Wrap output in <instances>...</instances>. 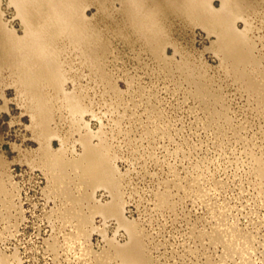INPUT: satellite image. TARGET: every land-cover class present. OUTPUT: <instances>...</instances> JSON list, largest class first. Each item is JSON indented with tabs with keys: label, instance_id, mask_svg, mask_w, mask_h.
Here are the masks:
<instances>
[{
	"label": "rangeland",
	"instance_id": "374dc122",
	"mask_svg": "<svg viewBox=\"0 0 264 264\" xmlns=\"http://www.w3.org/2000/svg\"><path fill=\"white\" fill-rule=\"evenodd\" d=\"M165 1L158 0L160 33L148 43L120 1L87 0L89 42L100 45L80 50L60 41L63 93L37 70L38 85L20 86L16 58L6 56L0 37V264H121L117 244L131 247L121 227L125 219L142 234L148 264H243L213 239L220 223L247 239L250 264H264V103L221 55L217 34ZM8 2L0 0L1 26L22 36L21 19ZM245 4L236 27L257 62L239 68L260 78L264 0ZM212 5L218 9L220 1ZM30 89L42 95L49 114L33 108ZM84 141L107 154L118 198L109 187L81 184L73 168L63 175L70 197L60 191L59 167L53 171L48 160L52 153L80 159ZM113 200L122 203L125 219L98 213Z\"/></svg>",
	"mask_w": 264,
	"mask_h": 264
},
{
	"label": "bare ground",
	"instance_id": "6f19581e",
	"mask_svg": "<svg viewBox=\"0 0 264 264\" xmlns=\"http://www.w3.org/2000/svg\"><path fill=\"white\" fill-rule=\"evenodd\" d=\"M86 1L87 0H9L8 3H10L11 6L13 5L16 9V12H17L16 17L21 19V23L23 25L24 31H23L22 36H17V34H15L14 32H13L14 33L13 34L11 30H9V29L7 30V29L3 28L4 26L2 27L1 26L2 24L0 23V37L2 39H4L2 42V47H3L2 50L4 51L6 56L16 58V60L13 59L11 61H13V62L15 61L14 62L15 64L13 63L14 66L17 67L18 70L20 69L19 73L21 74V76H19V77H20V80L22 83L20 81H18L19 79L17 81L20 82L22 85L20 83H17V84H20V86H22V87L26 86L28 89L30 87L32 88L34 85H36L38 83V78H40V76H41V74H38V72H41L43 74L48 75L45 83H47V82L50 83L53 86L54 90L57 91L58 93L59 92L63 93L64 87L62 86V84H63V80L65 79V78H63L64 75H62L64 73L61 72L63 67L60 69V67L62 65L59 66V63L57 61L58 55H59V57H61L63 53L61 50L62 48H60L58 44L60 43V41H65V42L69 41V43L72 44L71 45L72 48H73V45H75V44L76 45L78 44L79 48L81 46L82 47L85 46V48H83V49H86L87 47H91V46H89L91 43L89 42L90 39L88 36L93 31L92 32L87 31V29H89L86 27L87 22H90V21L87 20L86 16H84L83 13H85V12H83V9H82L83 7L85 8L86 6H89V4L84 6V3H86ZM88 1H91V0H88ZM102 1H104V0H102ZM118 1H120L119 3L121 5H123L122 6L124 8L123 13H125V18L128 17V19L126 18L127 21L128 20L131 21L130 23H132L133 26H135L137 28L136 30L140 29L141 34L143 31V33L146 35V37H148L145 39H147V42L149 43L150 40L148 41V39L150 38L151 34L153 36V34H155L159 30L158 27L156 26L157 21H160L158 19V16L160 15L161 16L160 18L163 17V15H161V13H160V10L158 9V7L161 6V5H159L158 0H118ZM212 1H214V0H166L165 2L167 3V5L166 4L165 5L167 6V8L169 7V10L171 7L175 8L177 10V12L179 10V13L181 12V14H180L181 16H182V13L184 14L183 16H188L187 17L188 21H190L191 19H195L197 24H199V25L202 24L203 26L206 27V29L208 31H213L217 34L216 37H218V40H217V38H216V40H217V42L219 41L218 42L219 45H218V43H217V45L219 46V50L222 53L221 55H223V57L226 60H230L229 62H231L232 65L236 69H238L240 77L245 81L247 87L249 88L248 90L251 89L257 95V97H259V99L261 100V104H263L264 103V83H263L264 77H263V74H262L263 78L261 76L259 78L256 75L257 73L255 72L256 73L255 75L258 77L257 78V77H254L253 75L247 73L246 72L247 70L246 71L243 70L244 69L243 67H242V69L239 68L242 65H248V64H250V65L252 64L251 66H253V64H255L257 62V60H256L257 58L255 59L253 56L252 49H251L252 47L249 43L250 42L249 38L247 39L245 33L243 31H239L236 27V20H239L238 18H240V17L242 18L241 13L244 10V7L245 8L247 7V6H244L246 0H219L220 1V7L218 9L214 8V6L212 5ZM106 2H107V0H106ZM111 2H113V1H111ZM247 3L245 5H247ZM101 5H102V3H101ZM103 5H104V3H103ZM97 7H99V6H97ZM102 8H104V7L102 6ZM163 8L164 7H162L161 9H163ZM105 9L104 10L99 9V10H101V11L103 10L105 12ZM84 11H85V9H84ZM2 12H0V14ZM174 13H176V11ZM164 17H166V14ZM0 18H2V17H0ZM188 18H191V19H188ZM181 19H182V17H181ZM86 20H87V22H86ZM243 20L244 19H242V21ZM197 21H199L200 23H198ZM8 22H10V21H8ZM192 23H193V21H192ZM5 24H6V22H5ZM5 24H3V25H5ZM126 24H129V22ZM132 24H129V25L132 26ZM90 25H91V27L93 26L91 23H90ZM90 25H89V27H90ZM131 26H130V28H131ZM156 27H157V29H156ZM132 28H134V27H132ZM91 30H93V27ZM136 30H134L135 33L137 32ZM88 32H90L89 35H88ZM94 32H96V30H94ZM209 33H211V32H209ZM136 34H138V33H136ZM144 34H142V35H144ZM96 35H98L97 32H96ZM157 35H156V37L158 38V36H159V38H160V35H158V36ZM137 36L139 37V34ZM95 37H93V38L95 39ZM161 37H162V34H161ZM99 38L100 37L96 38L97 41ZM142 39H144V38H142ZM99 42H100V40H99ZM94 43H96V45ZM94 43L91 44L92 47H93V44H94V46H97L98 44L100 45V43H98V42H94ZM66 44H67V42H66ZM151 44H152V41H151ZM153 44H154V42H153ZM77 46H74V48ZM61 47H63V45ZM71 47H68V49ZM66 48H67V45H66ZM83 49H82V52L84 51V53H85L86 51ZM87 49L89 50V48H87ZM80 50H81V48H80ZM92 50L95 51L96 47H95V49L93 48ZM60 52L62 54H60ZM67 52L68 51H66V53ZM69 52H70V50H69ZM88 53L87 54L85 53V54L88 56ZM89 54H90L89 56H92L91 53H89ZM89 56H88V58H89ZM60 60H62V59H60ZM60 60H59V62H60ZM9 63H11V62H9ZM5 64H4V67H5ZM61 64H63V62ZM257 65H259V64H257ZM10 66H12V68H13L12 64H10ZM15 67H14V69H15ZM12 68H9V69H12ZM14 69H13V71L15 72ZM36 70L38 71L37 73H36ZM255 70H256V68H255ZM13 71H11L12 74H13ZM17 73H18V71L16 70V74ZM16 74H13V75H16ZM16 77L18 78V74L16 75ZM14 81L16 82V80H14ZM43 81H41V82H43ZM64 83H65V81H64ZM33 90H34V88H33ZM33 90H31V89L29 90V92L32 91L29 94L34 93L33 100H32L34 103L33 108L35 105L36 106L35 110L39 114H49V112L46 110V102L44 101L42 95L35 93V91H33ZM64 95H65V93H64ZM68 95L71 96V94H68ZM70 96L66 95V99L70 100L71 98H73ZM31 97H32V95H31ZM62 98H63V96H62ZM258 102H260V101H258ZM261 104L259 103V105H261ZM73 106L74 107L70 106L69 108L75 109V111H79V112L81 111L80 107H76L75 105H73ZM33 108H31V109H33ZM47 122H48V117L47 118L44 117L43 124H45L44 126H46V127L48 124ZM83 140L84 139H82V141ZM84 142H85V144L82 145V147L84 146V148H83L84 152H83V155H80V157H81V158L79 157L80 159H78V160L77 159L76 160L69 159L72 161H69V160L67 161V160L63 159L64 157L61 158V156H59L60 158H58V157L53 158L54 153H52L53 154L52 158H50V160H48V165H46V166L53 168V171L56 170L54 168L59 167V170L56 174V179H58L61 182L62 189H60V191L64 194L68 195V197H70L69 196V190L67 189L66 185H64L65 181H64L63 175L66 174L65 168H73V170L76 169L77 171H79L82 174L81 175L82 176V183L81 184H83L85 186H96V185L101 184L99 186L109 187L112 190V192L114 194H116L115 195L116 198H118L117 196L120 195L119 193L118 194L116 193V192H118L117 191V186H118L117 181L118 180L115 179V177H114V171L115 170H114V168H111L113 166L110 167V165H109L110 163L107 160L108 159L107 154L105 155V152H104V154H102V150L99 151V149H97V147L95 148V146H93L94 147L93 148L89 142H87V141H84ZM50 152L51 151L47 152L48 157H49ZM50 168H49V170H51ZM262 169L263 168H261L260 173L264 177V170L262 171ZM73 197H71V200ZM111 197H112V195H111ZM116 198H114V200ZM73 200H74V198H73ZM159 200H160V198H159ZM119 201H120V197H119ZM114 203H115V201L113 202V204ZM110 204L113 207L111 206L112 208L110 207L109 209H108V207L106 208L105 206H103L104 208L102 209V205H101V208H99L98 205H96V206L94 205V206H95V208L96 207L99 208L98 210L97 209L96 210L98 211V213H101V215H102V213H103V215L109 213L108 215L111 216L113 214V217H115L116 219H117V217L124 218V216H121L122 215L121 210L123 211V209L121 208L122 203H121V206L119 203H117V204L115 203L113 205L111 202ZM104 205H107V204H104ZM94 206H93V208H94ZM72 208H74V207L72 206ZM96 210H93V212L94 211L96 212ZM74 212H76V211H74ZM70 213L72 216L73 212H70ZM77 213H79L78 216L81 215L80 212H77ZM75 216H77V215H75ZM84 219H86L85 222L89 221V218H84ZM84 219L82 216L81 221H83ZM217 219H219V218H217ZM119 220H121V219L118 218V222H120ZM81 221L79 222L81 224L80 226H84V225H82L84 223V221H83V223H81ZM124 221L122 222L124 224L121 223V227L123 225V227H125L127 229V231H128L127 234H129L128 239L131 238L129 240V243L127 242V244H130L128 246H131V247H128L129 248L128 249L126 246V243L124 245L120 244L121 247L126 246L127 250H124L125 247L122 249L119 244H117V247L115 245H112V246L117 248V251H116V248H113V251L115 249L117 254L120 255V256L118 255V257H119L118 259H120V257L122 258L123 262H121V264L122 263L127 264V262H132V263L135 262L137 264H148L146 261V257H148V256H146L147 254L143 253L145 251V248H144V250H142L143 245L141 246V243H140L141 242L140 238L142 237V236H140L141 233L139 235L137 234L138 233V232H136L137 229L135 228L134 225L133 226L131 225V224H133L131 221L129 222L126 219ZM79 223H78V225H79ZM87 224H85V225H87ZM225 225H227V224H225ZM215 230H216L215 235L214 236L211 235V236L214 237L213 239H215L216 241H218V242L220 241L222 244H224V247L226 248V251L228 252V254H237L243 260V264H250L249 257H248L249 256L248 255V253H249L248 248L249 247L247 245V239L246 238L241 237L240 235L236 234L234 231H231L230 228H228V229L226 227L224 228V224L221 225V223H220L219 227H217V229L215 227ZM127 231H125V232H127ZM210 239H212V238H210ZM213 239H212V241H213ZM215 240H214V242H216ZM131 241H132V245L130 243ZM118 247H120L122 250ZM145 253H146V251H145ZM114 254H116V253H114ZM104 255H106V254H104ZM103 256L101 257L102 258L101 261H103V259H104ZM115 256H117V255H115ZM105 259H109L108 256H107V258L105 257ZM104 261L101 262V264L105 263ZM124 262H126V263H124ZM128 264H131V263H128Z\"/></svg>",
	"mask_w": 264,
	"mask_h": 264
}]
</instances>
